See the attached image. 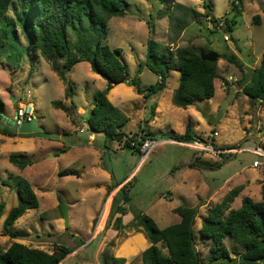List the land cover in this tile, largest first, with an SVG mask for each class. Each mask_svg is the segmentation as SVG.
Listing matches in <instances>:
<instances>
[{
    "label": "rangeland",
    "instance_id": "obj_1",
    "mask_svg": "<svg viewBox=\"0 0 264 264\" xmlns=\"http://www.w3.org/2000/svg\"><path fill=\"white\" fill-rule=\"evenodd\" d=\"M127 1L130 7L125 16H115L108 22L106 43L111 49H122L119 58L128 67L130 80L115 86L109 95L128 120L119 128L125 134L123 141L107 143L108 149L101 135L88 144L91 132L84 123L85 116L94 107V93L108 87V81L95 73L88 62L66 71V78L73 86L72 96L66 99L67 84L40 54L34 63L25 55L17 58L12 51L0 56V96L5 103L2 123L11 125L18 107L31 102L39 125L44 128L42 133L20 136L15 127L16 137L0 132V204L5 205L0 211L3 212L0 252L17 241L51 253L59 246L77 248L61 264H103L105 254L124 259L125 264H142L143 252L151 244L138 222L140 216L153 218L164 229L181 221L174 209L185 206L199 209L196 247L208 264L209 246L198 234L208 209L236 188L241 191L233 208H239L244 197L256 202L262 200L264 168H255L253 163L264 160L258 155H264V101L250 102L239 82L248 80L261 63L264 0H241L237 10L233 9L234 0H176L175 3L201 13L206 11L205 4L211 6V17L196 19L185 16L175 5L165 13L167 5L161 0ZM211 18H228L234 22L232 32L216 29ZM182 22L187 26L180 30L177 25ZM226 35L228 41L224 39ZM150 39L173 50L196 45L221 56L214 98L187 109L175 106L173 96L180 80L176 70L166 76L165 90L149 97L138 94L130 84L132 80L146 89L158 84L160 79V75L146 66ZM27 45L21 36L18 46L23 49ZM225 54L236 55L244 64V72L226 61ZM228 76L238 79L237 91L222 88ZM55 100L73 102L85 113L70 117L52 105ZM189 122L197 134L196 141L225 149L221 153L228 157L224 158L220 152L217 155L199 152L168 139L171 134L183 135ZM81 128L85 132L81 133ZM136 134L164 142L143 159L141 151L125 146V141ZM65 149L67 152L62 154ZM14 153H25L32 164L24 170L14 166L9 161ZM193 162L195 167L190 168ZM63 169L84 173L79 178L61 177L59 173ZM9 176L27 179L40 202L39 208L29 210L16 222L14 231L24 238L21 240L11 239L4 227L10 210L19 203ZM124 180L130 182L127 210L125 214L111 216L113 198L124 184L110 193L108 187ZM4 181L11 186H4ZM60 199L70 212L68 227Z\"/></svg>",
    "mask_w": 264,
    "mask_h": 264
},
{
    "label": "trees",
    "instance_id": "obj_2",
    "mask_svg": "<svg viewBox=\"0 0 264 264\" xmlns=\"http://www.w3.org/2000/svg\"><path fill=\"white\" fill-rule=\"evenodd\" d=\"M161 1L167 5L165 13L175 5L184 11L185 16L190 15L193 19L211 17V6L208 4L204 5L205 13H201L175 3L176 0ZM237 1L241 0L233 1V9L236 10L239 9ZM129 7L127 0H0V56L12 51L17 54V58L25 55L34 63L40 54L67 84V99L73 94V86L66 78V71L72 70L81 62H88L95 73L108 81L105 90L94 93V107L85 119L91 134L105 138L107 149V143L123 141L125 134L119 131V128L128 120L109 100V92L115 86L130 81L128 67L119 58L122 49H111L106 43L108 22L115 16L124 17ZM224 19L227 23L226 31L232 32L234 22H230L228 18ZM255 19L260 21L257 16ZM150 25L152 26V23ZM186 26L187 24L182 22L177 28L183 30ZM21 36L28 42L23 49L18 46ZM205 52L206 48L196 45L173 50L155 39H150L146 66L160 75L159 82L146 89H143L135 79L130 84L138 94L149 97L165 90L166 76L171 70H176L180 73V80L173 96L175 106L187 109L189 106L209 101L216 93L215 81L218 78V61L221 56L212 62L203 58L202 54ZM223 58L244 72V64L236 55L225 54ZM239 84L250 102L254 104L264 101V52L260 66L252 70L248 80H242ZM52 105L68 116H73L76 110L73 102L69 106L61 100H55ZM4 111L5 103L0 96V132L5 136H18L10 125L2 123ZM203 116L205 117L204 114ZM143 139V136L140 138V134L133 135L125 141V146L140 152L138 145H141ZM168 139L193 144L197 134L189 122L183 135L171 134ZM132 142L136 145H131ZM222 156L227 158L228 154ZM9 161L22 170L32 164L26 159L25 153H14L10 155ZM189 166L194 168L195 162ZM209 167L212 168L213 165L210 164ZM59 175L79 176V173L76 169H64ZM9 178L12 182L10 184L17 190L19 203L10 210L4 227L11 239L21 240L24 238L14 231V226L29 210L39 208L40 202L27 179L12 176ZM122 184L123 182L110 185L108 192ZM129 184L130 182L125 184L113 198L111 216L125 214L126 204L130 201L127 189ZM3 185L11 186L5 181ZM240 191L241 188L231 190L220 203L211 206L202 218L198 234L201 241L209 246L208 264L264 263V185L261 201L256 202L250 197H244L241 206L233 208L232 205ZM4 208L5 205L1 203L0 211ZM174 212L181 217V221L164 229H161L153 218L147 215L140 216L138 222L151 244L143 252L142 264H206L196 247L195 226L199 209L180 206L175 208ZM119 220L121 225V217ZM76 249L59 246L51 253L14 241L7 250L0 252V264H61ZM103 264H125V260L105 254Z\"/></svg>",
    "mask_w": 264,
    "mask_h": 264
},
{
    "label": "built area",
    "instance_id": "obj_3",
    "mask_svg": "<svg viewBox=\"0 0 264 264\" xmlns=\"http://www.w3.org/2000/svg\"><path fill=\"white\" fill-rule=\"evenodd\" d=\"M236 5H239V2H236ZM214 24V26L216 27V29H223L226 31L227 29V23L225 21L224 18L222 19H217L216 21L212 22ZM224 39L226 41L229 40V37L226 35L224 37ZM237 82L238 79L235 78L234 76H228L226 77V79L224 80V82L221 84L222 88L226 91H230L232 89H235L237 86ZM237 89V88H236ZM235 89V91H237ZM33 120H37L36 118V110L35 107L32 103L30 102H26L24 104H22L21 106L18 107V109L16 110V114H15V118H14V125L17 129H19L24 123L27 122H32ZM81 133L85 132V130L83 128H81L79 130ZM217 135V133H215V136ZM141 145H140V151L142 153L143 159L147 157V155L155 148L157 147L159 144H161V142L153 139V138H149V137H144L143 141H141ZM182 145L188 146V147H192L195 148L196 150H199L201 152L204 153H208V154H212V155H217L218 152H225V149H215L214 147H211V145H206L203 143V141L197 140L195 141V145L193 144H188V143H181ZM131 145H136L134 142L131 143ZM262 152V151H260ZM258 155L261 158H264V155H262V153H258ZM253 166L255 168H264V160H260L257 159L254 161ZM258 264H264L263 262H260Z\"/></svg>",
    "mask_w": 264,
    "mask_h": 264
},
{
    "label": "water",
    "instance_id": "obj_4",
    "mask_svg": "<svg viewBox=\"0 0 264 264\" xmlns=\"http://www.w3.org/2000/svg\"><path fill=\"white\" fill-rule=\"evenodd\" d=\"M202 55L204 59H208L212 62L217 61L219 58V55L213 52H205ZM10 128L15 129L14 119L11 121ZM88 130H90L89 126H88ZM42 132H43V128L39 126V123L37 120L24 123L18 130V133L20 135H30V134H37V133H42ZM178 143H181V142H178ZM60 205H61L64 220H65V225L66 227H68L70 223L69 209L67 208V205L63 199H60ZM2 215H3V212H0V218Z\"/></svg>",
    "mask_w": 264,
    "mask_h": 264
},
{
    "label": "crops",
    "instance_id": "obj_5",
    "mask_svg": "<svg viewBox=\"0 0 264 264\" xmlns=\"http://www.w3.org/2000/svg\"><path fill=\"white\" fill-rule=\"evenodd\" d=\"M114 89V88H113ZM112 89V90H113ZM112 90L109 92V95H110V93L112 92ZM109 95H108V98H109ZM94 96V95H93ZM67 99V98H66ZM110 100V99H109ZM31 103V102H30ZM67 103H69L68 101H67ZM66 103V104H67ZM70 104V103H69ZM71 104H72V102H71ZM70 104V105H71ZM76 106V105H75ZM85 113V110L84 109H81V108H77V106H76V110H75V113L73 114L74 116H77V115H82V114H84ZM156 113L158 114L159 113V107H158V111H156ZM70 117H72V116H70ZM86 117L87 116H85V119H86ZM38 121V120H37ZM39 123V122H38ZM85 124H86V121L84 122ZM40 126V125H39ZM41 127V126H40ZM43 128V127H42ZM86 128L88 129V126H87V124H86ZM43 130H44V128H43ZM97 136L98 135H95V134H91L90 135V139H89V143L88 144H92L93 142H95L96 141V139H94V138H97ZM91 138H93V140L91 139ZM91 140V141H90ZM165 141H169V140H165ZM162 142H164V141H162ZM161 142V143H162ZM170 142V141H169ZM178 143V142H177ZM73 148H75V147H73ZM79 148H83L82 146L81 147H79ZM84 148H86V147H84ZM67 152V149H65V150H63V152H61L62 154H65ZM199 152H201V151H199ZM64 170V169H63ZM77 172L79 173V176H76L77 178H79V177H81L82 176V174L84 173L82 170H77ZM127 181L128 180H124L123 181V184L125 185L126 183H127ZM122 184V185H123ZM242 204V203H241ZM70 213V212H69ZM22 243V242H21Z\"/></svg>",
    "mask_w": 264,
    "mask_h": 264
}]
</instances>
